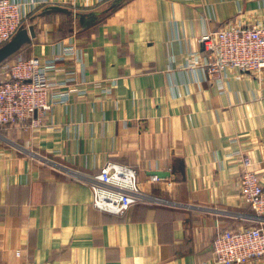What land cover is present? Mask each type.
I'll use <instances>...</instances> for the list:
<instances>
[{
  "label": "crops",
  "instance_id": "1",
  "mask_svg": "<svg viewBox=\"0 0 264 264\" xmlns=\"http://www.w3.org/2000/svg\"><path fill=\"white\" fill-rule=\"evenodd\" d=\"M17 1L33 36L2 63L74 46L56 89L85 93L39 128L0 126V264H212L214 237L252 223L244 159L264 185V72L213 79L198 38L263 20L264 0ZM108 162L144 194L122 215L85 180Z\"/></svg>",
  "mask_w": 264,
  "mask_h": 264
},
{
  "label": "built area",
  "instance_id": "2",
  "mask_svg": "<svg viewBox=\"0 0 264 264\" xmlns=\"http://www.w3.org/2000/svg\"><path fill=\"white\" fill-rule=\"evenodd\" d=\"M31 12L17 0H0V46L8 43L30 23ZM205 54L208 75L220 78L229 70L259 75L264 72V19L245 27L229 23L220 30L198 38ZM75 54V47L63 49L61 57L41 61L37 57L17 56L0 66V126L13 124L34 129L43 126L54 103H68L72 94L83 95L79 83L56 89L57 60ZM253 161L243 160L239 178L243 201L254 211V224L225 229L213 239L212 264L259 263L264 259V185L251 168ZM137 170L128 165L106 163L85 180L93 188L94 207L122 215L143 201ZM251 221V222H252ZM20 254L19 252L17 253Z\"/></svg>",
  "mask_w": 264,
  "mask_h": 264
},
{
  "label": "water",
  "instance_id": "3",
  "mask_svg": "<svg viewBox=\"0 0 264 264\" xmlns=\"http://www.w3.org/2000/svg\"><path fill=\"white\" fill-rule=\"evenodd\" d=\"M28 30L20 29L19 32L13 37L11 41L0 48V63H2L6 58L12 55L14 52H17L20 49V46L24 42H28L30 37L33 36V29L30 30V33H27ZM159 176L165 177L167 173H162L155 171L153 172Z\"/></svg>",
  "mask_w": 264,
  "mask_h": 264
},
{
  "label": "rangeland",
  "instance_id": "4",
  "mask_svg": "<svg viewBox=\"0 0 264 264\" xmlns=\"http://www.w3.org/2000/svg\"><path fill=\"white\" fill-rule=\"evenodd\" d=\"M22 29H24V27H22ZM18 32H19V31H18ZM6 44H7V43H6ZM4 45H5V44H4ZM4 45H3V46H4ZM1 47H2V46H0V48H1ZM1 66H2V65H1ZM1 66H0V67H1ZM251 224H254V223H253V221H252V223H251Z\"/></svg>",
  "mask_w": 264,
  "mask_h": 264
},
{
  "label": "trees",
  "instance_id": "5",
  "mask_svg": "<svg viewBox=\"0 0 264 264\" xmlns=\"http://www.w3.org/2000/svg\"><path fill=\"white\" fill-rule=\"evenodd\" d=\"M25 58V57H24Z\"/></svg>",
  "mask_w": 264,
  "mask_h": 264
}]
</instances>
